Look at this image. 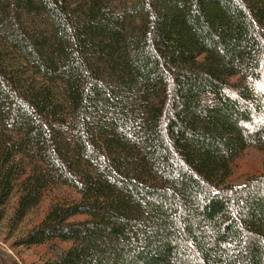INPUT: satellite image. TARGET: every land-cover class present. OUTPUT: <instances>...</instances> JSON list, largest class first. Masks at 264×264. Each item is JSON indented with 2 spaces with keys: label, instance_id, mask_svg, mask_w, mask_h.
I'll return each mask as SVG.
<instances>
[{
  "label": "trees",
  "instance_id": "16d2710c",
  "mask_svg": "<svg viewBox=\"0 0 264 264\" xmlns=\"http://www.w3.org/2000/svg\"><path fill=\"white\" fill-rule=\"evenodd\" d=\"M33 214L36 264H264V0H0V225Z\"/></svg>",
  "mask_w": 264,
  "mask_h": 264
},
{
  "label": "rangeland",
  "instance_id": "374dc122",
  "mask_svg": "<svg viewBox=\"0 0 264 264\" xmlns=\"http://www.w3.org/2000/svg\"><path fill=\"white\" fill-rule=\"evenodd\" d=\"M234 181L241 184L246 178L263 173V156L256 149L244 151L235 161ZM38 214V213H37ZM33 214L18 229H11L8 222L0 225V252L4 253L10 261L18 264H36L45 255V248H25L17 245V240L33 225L37 219Z\"/></svg>",
  "mask_w": 264,
  "mask_h": 264
}]
</instances>
